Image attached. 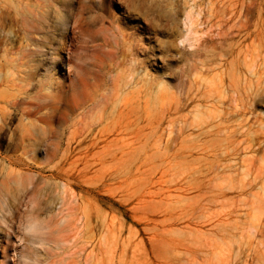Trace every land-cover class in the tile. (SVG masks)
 Here are the masks:
<instances>
[{
	"label": "rangeland",
	"instance_id": "374dc122",
	"mask_svg": "<svg viewBox=\"0 0 264 264\" xmlns=\"http://www.w3.org/2000/svg\"><path fill=\"white\" fill-rule=\"evenodd\" d=\"M119 3L0 0V264H264V0Z\"/></svg>",
	"mask_w": 264,
	"mask_h": 264
},
{
	"label": "bare ground",
	"instance_id": "6f19581e",
	"mask_svg": "<svg viewBox=\"0 0 264 264\" xmlns=\"http://www.w3.org/2000/svg\"><path fill=\"white\" fill-rule=\"evenodd\" d=\"M118 28L121 31L120 26H118ZM122 36H124V34H122ZM21 72V69L16 67L15 64H11V67H7L4 70L0 69V87H6L5 91L2 93V97H0V100L4 103H10L12 99L16 98V96L21 93V89H18L17 83H24L26 81V77ZM16 184L18 186L22 185V183H19L18 181ZM36 225V223H33L30 226V230L35 231Z\"/></svg>",
	"mask_w": 264,
	"mask_h": 264
},
{
	"label": "snow or ice",
	"instance_id": "6c2138e0",
	"mask_svg": "<svg viewBox=\"0 0 264 264\" xmlns=\"http://www.w3.org/2000/svg\"><path fill=\"white\" fill-rule=\"evenodd\" d=\"M103 7L104 10L108 13H110L112 9L120 11L122 14L125 12V7L119 3V0H103ZM64 55H65L64 53H61V56ZM48 60L49 63H48L47 77L50 78L52 82L59 87L61 85H60V81L57 79V71L62 61L56 58L55 53L50 55L48 57Z\"/></svg>",
	"mask_w": 264,
	"mask_h": 264
}]
</instances>
